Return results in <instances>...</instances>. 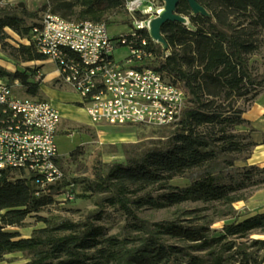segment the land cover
<instances>
[{"label":"trees","instance_id":"1","mask_svg":"<svg viewBox=\"0 0 264 264\" xmlns=\"http://www.w3.org/2000/svg\"><path fill=\"white\" fill-rule=\"evenodd\" d=\"M195 1L211 18L193 16L187 1L178 0L176 13L187 17L189 26H162L167 50L153 44L148 33L139 34L153 53L148 67L185 95L180 121L157 129L161 133L156 141L122 145L124 163H99L90 177L73 180L89 193L94 211L79 221L40 218L44 226L28 238L4 229L21 227L71 183L63 178L36 197L31 179L11 181L7 173L1 175L0 262L19 253L26 258L22 264H207L194 255L204 253L210 257L208 264H225L222 254L233 248L225 241L264 231V213L227 224L219 236L213 237L210 230L213 223L234 214L232 206L244 199V191L264 185V168L245 164L256 144L250 132L237 130L249 125L243 114L264 89V72L257 73L249 64L254 56L264 61V0ZM46 9L68 21L108 26L107 15L123 10V0H48ZM32 17L20 6L0 7L4 52L5 29L27 36ZM10 49L8 55L23 63L46 59L32 45ZM38 71L0 68V77L10 84L18 81L25 96L41 99L40 80H34ZM178 177L189 184L172 186ZM192 204L194 208L185 207ZM106 207L124 215L118 234L107 235L99 224ZM143 210L171 213L168 219L150 222L139 216ZM254 244L264 248V242Z\"/></svg>","mask_w":264,"mask_h":264},{"label":"built area","instance_id":"2","mask_svg":"<svg viewBox=\"0 0 264 264\" xmlns=\"http://www.w3.org/2000/svg\"><path fill=\"white\" fill-rule=\"evenodd\" d=\"M163 6L161 1L123 0L131 27L126 35L115 36L104 23L68 21L48 13L31 30L26 45L56 66L62 81L80 97L91 125L173 127L180 121L185 95L148 67L153 53L139 35L148 33L149 21ZM118 47L127 50L120 60L114 57ZM34 80H42L39 71ZM16 88H22L18 81L10 84L0 77V176L31 179L40 197L64 178L56 144L60 114L45 100L17 95ZM67 187L60 195L71 201L72 185Z\"/></svg>","mask_w":264,"mask_h":264},{"label":"rangeland","instance_id":"3","mask_svg":"<svg viewBox=\"0 0 264 264\" xmlns=\"http://www.w3.org/2000/svg\"><path fill=\"white\" fill-rule=\"evenodd\" d=\"M154 2H160L159 0H150ZM48 0H1L0 7H17L20 6L24 10L33 14V17L27 21V26L37 27L41 24L44 16L48 14L46 6ZM162 3V1H161ZM108 32L110 35H126L131 27V17L124 10L114 11L107 15ZM130 22V24L128 23ZM186 26H189L186 25ZM31 32V31H30ZM7 38L5 40L6 46L5 52L0 45V68L7 72H22L25 68H32L30 64L21 62L11 58L8 53L11 51L10 47L17 48L19 45H26V39L29 38L30 33L27 36H19L9 29H5ZM127 50L124 47L116 48L114 57L117 60L125 57ZM249 64L253 67L257 73L264 72V61L259 57H252ZM34 68V67H33ZM15 93L23 96L22 88H16ZM248 105L247 107H249ZM246 107V108H247ZM96 127L95 125H92ZM111 127L108 125H101L100 127ZM69 130L66 134H56V144L58 153L61 157L58 160V165L64 175L65 183H71L72 194L74 198L69 201L64 199L63 195H55L54 202L50 206L46 207L41 213L37 215L28 216L21 227L5 228L4 231L16 233L20 238H28L34 230L40 229L44 226V223L40 221V218L52 219V220H82L89 212L94 211L95 207L92 203L91 197H87L89 193L83 191L82 186L72 184L73 180L90 177L93 168L99 163L113 164L124 163V157L122 155V145L134 144L137 141L142 143H149L156 141L160 137V130L157 128H148L142 126H120L115 128H105L104 134L97 135L92 129L83 130L85 135L80 133V130L76 128H67ZM237 130H239L237 128ZM246 130H249L247 128ZM74 134L73 136H68ZM251 140L256 139L254 132H251ZM264 140V137L259 138ZM82 143L77 151L72 156H68L70 150ZM68 156V157H67ZM66 157V158H65ZM242 166L244 163H238ZM170 184L172 186L185 187L189 184L186 178L178 177L174 178ZM68 186V185H67ZM64 186L60 189L68 190V187ZM64 191V192H65ZM244 199L233 204L234 214L227 216L223 219H219L210 226L211 235L219 236L222 228L227 224L233 222H240L244 219L256 216L264 213V185L256 187H250L244 191ZM187 208H194V205H186ZM171 211H152L143 210L139 212V216L149 220L150 222H158L170 218ZM105 229L107 235H115L121 232L125 225L124 215L117 209L106 207L104 220L99 222ZM254 242H264V231H256L251 233L242 239H229L225 241V244H233V248L230 251H225L222 254L225 264H264V248L259 249V245ZM195 256L203 257L204 261L209 263L210 257L204 253H194ZM26 261V258L19 253L6 255L0 264H22Z\"/></svg>","mask_w":264,"mask_h":264},{"label":"crops","instance_id":"4","mask_svg":"<svg viewBox=\"0 0 264 264\" xmlns=\"http://www.w3.org/2000/svg\"><path fill=\"white\" fill-rule=\"evenodd\" d=\"M28 64L32 65L34 68H38L42 75V80L39 82L41 99L49 102L60 114L57 137L60 133H68L69 130H67V128H76L80 130V132L77 131V133L85 135V137L87 135L86 132L83 131L85 129H92L97 135H102L104 134L105 128H115H104V126L94 127L90 124L87 114L81 106L80 97L62 81L56 66L51 61L45 59L43 61L29 62ZM243 119L249 122V125L238 127L239 131H251L254 132V134L256 133V139L253 141L256 145L252 149L251 155L245 164L264 168V140L259 139L264 137V89L256 97L255 101L246 108ZM247 128H249V130H246ZM77 133H72L68 136H73ZM85 142L86 141L80 142L78 146L68 151L69 154ZM58 157L60 158L61 154L58 153ZM59 158L58 160H60Z\"/></svg>","mask_w":264,"mask_h":264},{"label":"water","instance_id":"5","mask_svg":"<svg viewBox=\"0 0 264 264\" xmlns=\"http://www.w3.org/2000/svg\"><path fill=\"white\" fill-rule=\"evenodd\" d=\"M193 16L200 15L205 18H211L207 10L200 6L195 0H186ZM164 6L155 18L148 23V35L152 41L160 45L163 50H167L168 46L161 34V28L165 23H178L188 25V18L176 13L178 0H162Z\"/></svg>","mask_w":264,"mask_h":264}]
</instances>
